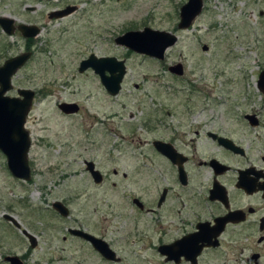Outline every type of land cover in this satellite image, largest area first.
<instances>
[{"label":"rangeland","instance_id":"374dc122","mask_svg":"<svg viewBox=\"0 0 264 264\" xmlns=\"http://www.w3.org/2000/svg\"><path fill=\"white\" fill-rule=\"evenodd\" d=\"M186 1L0 0V16L41 28L33 45V58L12 75L13 90L7 94L16 96L18 89H29L36 95L25 122L31 140L30 182L13 178L0 153V233L8 236H0V264H4L3 254L24 253L28 264H74L79 247L68 240L62 242L67 229L96 234L107 230L112 238L127 237L128 233L122 231L128 220L119 215L125 214L131 221L137 215L131 213L127 193L122 192L130 194L136 192L138 183L152 182L155 174L151 169L144 167L138 173L140 166L154 165L151 159L163 168V162L147 146L157 136L150 124L159 119L173 123L178 118H197L188 107L195 100L206 104L223 96L234 103L235 99L242 102L247 95L254 96V103L257 98L259 102L264 99L254 89L264 66V0H203L202 13L190 29L176 33L178 44L161 62L128 53L114 44L116 36L129 30L148 27L173 31L179 8ZM66 5H75L77 11L49 19L51 11ZM7 41L10 48L0 52V66L24 49L18 33ZM203 45L207 51L201 50ZM90 52L125 60L127 72L117 96H107L91 72L77 73L79 61ZM174 63L184 66L181 79L167 71ZM252 73L249 88L238 82L235 90L226 93L229 79L240 81L242 75ZM189 84L199 91V99L188 95ZM62 102H76L81 113L61 114L57 105ZM210 114L206 117L214 116ZM84 159L94 161L105 175L102 184L91 182L84 172ZM54 201L67 204L68 217L61 218L54 212ZM106 201L113 207L106 209ZM6 214L16 219L20 230L36 238L35 248L30 249L20 232L2 220ZM146 220L151 224L150 216ZM154 235L149 231L133 233L128 244L122 241L121 264H164L151 249ZM81 256L90 264L99 262L90 258L86 249Z\"/></svg>","mask_w":264,"mask_h":264},{"label":"flooded vegetation","instance_id":"af4514ba","mask_svg":"<svg viewBox=\"0 0 264 264\" xmlns=\"http://www.w3.org/2000/svg\"><path fill=\"white\" fill-rule=\"evenodd\" d=\"M185 3L181 6L185 5ZM202 5L203 11V0ZM67 9H72L67 15L77 11L75 5H66L61 9L51 11L48 17L49 19L60 18L57 16L51 17L50 14ZM27 11L33 10L29 9ZM1 18L9 20L10 24L8 32L0 24V52L4 53L9 50L8 37L18 33L24 40L23 51L7 58L0 66L1 68L6 61L18 56L28 55L25 62L16 70L15 73L17 74L33 58L34 51H36L33 49V45L39 39L41 28L33 24H16L13 18L6 15L0 16ZM178 24L179 11L175 29L168 31L176 36V42L165 51L162 60H154L163 61L166 52L174 48L179 42V37L176 33L190 29L193 23L185 30H179ZM20 26L35 28L37 34L32 37H26L24 31L22 32L19 29ZM121 35L113 39L114 44L117 46H121L115 42L116 38ZM207 49L206 45L201 47L202 51H207ZM126 51L140 55L127 49ZM91 56L96 59L114 58L117 62H123L126 74L125 60L112 56H96L90 52L87 57L81 59L78 63L77 73L85 74L91 72L98 78L107 96H111L103 86L100 77L96 75L91 67L80 72L81 64ZM176 66L180 68L176 70L177 72H175ZM263 69L257 74L256 85H254V89L257 90L256 94L259 97H264V92L258 86V79ZM167 71L173 78L181 79L184 74V66L181 63H174L167 67ZM253 74L242 75V80L240 81L235 77L229 79L226 84L228 86L226 93L233 91V88L235 90L238 82L246 83V87L249 88V82L254 77ZM215 75L216 78L221 77L220 75ZM246 87L242 88V98L245 94L243 89ZM12 88L13 83L11 82L9 91H12ZM17 91L16 96H9L7 95L8 92L5 96L10 98L18 97ZM29 91L33 93L34 99L35 92L33 90ZM120 91L121 83L115 96ZM178 92L175 91L176 95L180 94ZM248 92L250 91L248 90ZM199 94V91L189 84L188 95H194V99H199L201 97V94ZM253 98V95H247L242 102L235 99L234 103H228L229 101L224 100L223 96H221L219 97L220 101H212L206 104L203 101L195 100L188 107L192 108V115L196 114L197 118H178L173 123L172 121L165 123L161 119L154 120L150 124V130L157 136L152 138L147 146L151 148L150 150L156 156L155 158L163 162V168L155 164L154 158L151 159L154 165L140 166L138 173H142L144 167L151 169L155 174L152 182L138 183L136 192H131L130 194L126 191L122 192L123 194L127 193L125 197L130 203L131 213L137 215V218H133V221L130 220V217H126L125 214L119 215L128 220V222H125L126 227L122 231V233H128L125 235L127 237L121 236L115 239L110 237L111 231L107 232L105 230L104 233L96 234L88 230L72 228V230H78L86 234V236L95 239L100 248L105 251V256L87 238L72 235L69 232L70 229H67L66 233L61 236L62 242L68 240L71 245L79 247V255L76 254L74 264H90L85 260V257L81 256L84 249L89 251L90 258L95 257L98 259L99 262L97 264H121L124 260L121 254L124 245H120L122 241L126 245L129 243L128 238H133V233L141 234L148 231L155 233V243L151 245V249L162 259L164 264H264V99L259 102L257 98L254 103ZM63 103L66 102L60 104ZM60 104L57 105V109ZM67 104L75 105L77 111L66 115L58 109L61 114L72 116L81 113V106L76 102ZM213 108H216L215 112H212ZM210 112L214 116L206 117V115H211ZM228 115L232 117H228ZM146 127L149 128V126ZM25 130L27 131L26 128ZM93 130L97 131L96 129ZM114 137L116 138V136ZM89 138L90 135H87L88 140ZM29 141L27 162L31 148L30 136ZM220 141L222 143L226 142L228 146ZM155 143L164 144L168 148L165 150L169 152V157L162 154L154 145ZM82 163L84 172L87 173L91 182L94 185L102 184L105 175L97 168L96 163L88 159H84ZM29 170L31 180L30 167ZM114 174H116V171H114ZM94 176L98 178L97 181ZM123 178L125 179V175H123ZM30 180L27 182H30ZM55 202L62 204L68 213L63 216L52 208L54 212L61 218L68 217L69 209L67 204L60 201H54L53 203ZM108 203V201L104 202L106 209L112 208L113 204ZM112 214H108L109 217ZM5 216L15 220L18 226L6 220ZM147 216L151 217V224L146 220ZM2 220L20 232L29 243L30 249L37 246L36 238L26 231V233H23L24 230H20V224L13 216L9 214L3 215ZM209 233H218V235L216 238L209 239ZM5 235V233H0L1 237H5ZM28 236L34 238L33 245ZM214 242L216 243L215 245ZM61 251H64V248ZM2 256L4 264H10V262L6 261L7 258H16L20 264H28L27 253L22 255L3 254ZM71 259L72 261L74 260L73 257Z\"/></svg>","mask_w":264,"mask_h":264},{"label":"water","instance_id":"95a60500","mask_svg":"<svg viewBox=\"0 0 264 264\" xmlns=\"http://www.w3.org/2000/svg\"><path fill=\"white\" fill-rule=\"evenodd\" d=\"M202 7V0H187L185 5L181 6L179 10L178 29L185 30L189 28L201 14ZM71 11L72 9H67L61 12L51 13L50 16L62 17L69 14ZM0 24L6 32L9 31V20L1 18ZM19 29L22 32L24 31L26 37H32L37 34L35 28L20 26ZM176 40V36L172 35V33L168 31L143 28L140 31H128L120 37H117L115 42L136 54L152 59L162 60L165 51L171 47ZM27 58L28 55L18 56L6 61L0 68V153L6 159V166L10 175L15 179L22 180L24 182L30 180V170L27 162V152L30 141L28 132L24 128V124L31 107L33 93L29 90L21 89L17 91L18 97L10 98L5 95L11 89V76ZM88 67H91L96 75L100 77L106 91L111 94V96H115L125 75L124 63L117 62L114 58L96 59L91 56L87 61H84L81 64L80 72ZM179 69L180 68L176 66L175 72ZM258 86L264 92V69L259 76ZM58 109L66 115L77 111V107L75 105L67 103L60 104ZM222 144L228 146L226 142H223ZM154 145L161 151L162 154L169 157V152L165 150L168 148L164 144L155 143ZM94 178L96 181L98 180L96 176H94ZM52 208L57 210L63 216H66L68 213L66 208L58 202L53 203ZM4 218L13 225L18 226L15 220L11 217L5 216ZM69 232L72 235H79L87 238L102 252L103 255L106 256L105 251L100 248L95 239L86 236V234L78 230L70 229ZM23 233L26 232L23 231ZM217 235L218 233H209V239L216 238ZM28 237L33 245L34 238L31 236ZM215 244L216 243L214 242V245ZM6 261L10 262V264H20L16 258H7Z\"/></svg>","mask_w":264,"mask_h":264}]
</instances>
